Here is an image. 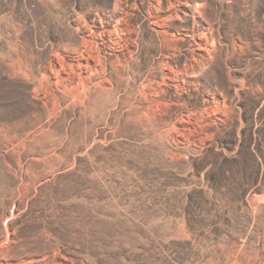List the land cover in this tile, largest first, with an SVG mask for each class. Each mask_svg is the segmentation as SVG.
I'll use <instances>...</instances> for the list:
<instances>
[{
  "label": "rangeland",
  "instance_id": "374dc122",
  "mask_svg": "<svg viewBox=\"0 0 264 264\" xmlns=\"http://www.w3.org/2000/svg\"><path fill=\"white\" fill-rule=\"evenodd\" d=\"M0 264H264V0H0Z\"/></svg>",
  "mask_w": 264,
  "mask_h": 264
},
{
  "label": "bare ground",
  "instance_id": "6f19581e",
  "mask_svg": "<svg viewBox=\"0 0 264 264\" xmlns=\"http://www.w3.org/2000/svg\"><path fill=\"white\" fill-rule=\"evenodd\" d=\"M185 6L190 8L189 3H185ZM194 13V12H193ZM98 63V62H97ZM66 67L68 68H72V66L70 65H65L62 64L59 65V70L54 72V75L56 76V82L55 84H64L65 83V79H61L60 77H57L58 75H60V71H64L66 69ZM93 67V68H92ZM73 68L76 69V71H78V73H74V76H76L75 81L73 82L74 84H80L83 83V80H90L91 77L95 74L98 73V70L96 69L95 66L90 65L87 60L85 59L84 62L80 63L78 62V64L74 65ZM83 76V77H82ZM107 78V77H106ZM69 80V79H68ZM107 81V80H106ZM109 81V79H108ZM72 84V83H71Z\"/></svg>",
  "mask_w": 264,
  "mask_h": 264
}]
</instances>
